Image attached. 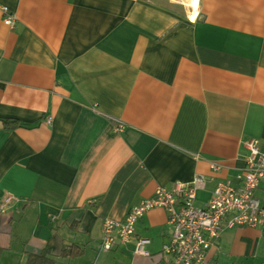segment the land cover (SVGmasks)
I'll use <instances>...</instances> for the list:
<instances>
[{
	"label": "crops",
	"instance_id": "0c3cea01",
	"mask_svg": "<svg viewBox=\"0 0 264 264\" xmlns=\"http://www.w3.org/2000/svg\"><path fill=\"white\" fill-rule=\"evenodd\" d=\"M0 4L18 16L0 9V264L44 248L56 264H169L166 209L136 223L149 256L135 239L102 250L103 219L196 174L203 205L236 182L245 141L264 144V0ZM208 264H264V224L225 228Z\"/></svg>",
	"mask_w": 264,
	"mask_h": 264
},
{
	"label": "built area",
	"instance_id": "2783aa9c",
	"mask_svg": "<svg viewBox=\"0 0 264 264\" xmlns=\"http://www.w3.org/2000/svg\"><path fill=\"white\" fill-rule=\"evenodd\" d=\"M0 9L4 22L15 27L17 14L4 4H0ZM245 147L246 165L236 182L219 181L205 204L196 203L198 191L207 184L203 174H196L187 181L177 180L170 187L160 185L151 196L131 207L124 220L103 219L101 249L109 251L135 239V252L149 256L146 244L150 240L136 237V223L147 211L159 207L168 212L173 229L162 248L166 261L169 264H208L209 250L225 228L264 224V144L252 137L245 141ZM260 189L263 194H258ZM12 201L11 195L0 198V214L8 211Z\"/></svg>",
	"mask_w": 264,
	"mask_h": 264
},
{
	"label": "trees",
	"instance_id": "16d2710c",
	"mask_svg": "<svg viewBox=\"0 0 264 264\" xmlns=\"http://www.w3.org/2000/svg\"><path fill=\"white\" fill-rule=\"evenodd\" d=\"M10 121V120H6ZM76 245L65 246L62 249L63 257H71L75 255H80L81 250ZM25 264H56L55 259L52 257L49 249L44 248L39 253H30L27 257Z\"/></svg>",
	"mask_w": 264,
	"mask_h": 264
}]
</instances>
